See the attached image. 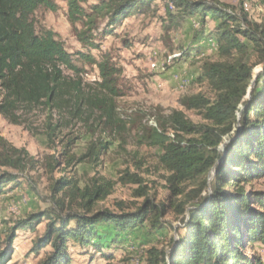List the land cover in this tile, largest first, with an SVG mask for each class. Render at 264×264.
I'll return each instance as SVG.
<instances>
[{
	"label": "trees",
	"instance_id": "obj_1",
	"mask_svg": "<svg viewBox=\"0 0 264 264\" xmlns=\"http://www.w3.org/2000/svg\"><path fill=\"white\" fill-rule=\"evenodd\" d=\"M157 1L169 18L173 8L183 17L199 15L203 22L211 18L216 26L210 39L223 61L205 63L201 68L199 80L209 84L215 99L195 96L184 101L188 110L201 112L205 124L194 125L182 113H173L161 130L145 132L150 146L161 151L160 164L169 174L167 184L173 196L182 193L180 185L199 183L189 200L177 207L185 214L187 205L193 204L170 256L153 249L149 264H262V259L246 254V250L256 245L264 249V191H247L245 186L264 179V71L255 82L253 69L258 65H250L246 59L251 43L264 60V20L261 24L241 20L209 0H101L97 4L68 0L67 19L82 48L99 51L102 40L115 36L130 17L153 12ZM41 10L56 13L58 6L52 0H0V116L18 124L21 109L29 112L45 107L53 113H67L74 120H91L98 114V125L118 133L125 123L116 105L121 70L107 55L98 60L81 52L70 54L55 32L38 29L36 15ZM76 60L96 67L100 82L87 87ZM241 108L242 120L238 122ZM237 123L240 133L235 132ZM56 129H50L51 137ZM227 139L230 143L223 155L220 149ZM0 142L6 149L5 142ZM108 146L92 143L78 162L98 163ZM27 158L26 152L11 148L0 155V167L24 169ZM74 160H56V165L67 169ZM213 170L217 173L212 193L203 194ZM125 177L127 183H143L137 176ZM17 181L18 177L10 173L0 176V195ZM71 186L75 187L70 190L74 195L71 206L58 200L55 208L34 214L11 229L9 249L0 251V264L10 262L17 230L34 232L43 221L47 222L45 233L31 250L39 254L51 248L42 264H69L71 244L92 248L107 257L106 251L120 245L123 236L143 229L147 222L153 227L162 224L165 206H157L150 199L135 212L96 211V205L111 194L112 185L105 180L80 190L72 180L62 178L56 182L55 191H67ZM147 195L141 186L138 196ZM74 204L77 209H73Z\"/></svg>",
	"mask_w": 264,
	"mask_h": 264
},
{
	"label": "rangeland",
	"instance_id": "obj_2",
	"mask_svg": "<svg viewBox=\"0 0 264 264\" xmlns=\"http://www.w3.org/2000/svg\"><path fill=\"white\" fill-rule=\"evenodd\" d=\"M52 1L58 6V11L41 10L36 15L38 29L55 32L70 54L81 52L98 60L106 55L110 57L121 70L118 77L120 97L116 99V105L119 117L126 124L113 134L105 125H98V114L91 120H74L67 113H53L45 107L29 112L21 109L17 114L18 124L0 116V140L7 146L3 149L0 142V155L5 151L10 152L11 148L28 154L27 167L24 169L0 167V176L10 173L18 177L17 184L7 185L0 195V251L9 249L8 238L17 223L55 208L58 200L71 206L70 199L74 195L70 190L75 187L71 186L60 193L55 191L56 182L65 178L72 180L80 190L93 186L95 182L102 183L103 180L112 185L111 194L96 205V211L135 212L147 199L157 206L164 205L166 210L160 227H153L151 222L145 223L143 229L123 236L120 245L106 251L107 257L92 248L71 244L69 264H149V252L153 249L164 251L169 257L193 204L187 205L185 214H180L177 207L189 200V195L199 183L180 185L182 193L173 196L167 184L169 174L160 164L161 151L150 146L145 139V132L150 128L161 130L173 113H182L194 125L205 124L201 112L188 110L184 101L195 96L215 99L209 84L199 78L203 64L223 61L210 39L216 24L209 17L205 22L199 15L183 17L174 8L173 17L169 18L161 1H157L158 7L153 12L130 17L117 29L115 36L102 40L99 51L85 50L78 43L68 22V0ZM100 1L87 0L88 4ZM209 1L218 2L241 20L246 18L248 22L256 24L264 20V0ZM245 2L248 11L244 10ZM249 46L246 62L258 65L253 69L256 82L264 71V60L253 44L249 43ZM77 65L82 69L81 76L87 87H94L100 82L96 67L81 61H77ZM246 100H250V97ZM243 110L241 108L237 114L238 122L242 120ZM54 127L58 129L51 137L50 129ZM240 131V123H237L235 132ZM169 133L173 135L172 131ZM94 142L108 143L107 152L98 163L87 160L79 163L78 159ZM229 143L227 139L221 147L223 155ZM69 158H75L71 167H57L56 160L65 163ZM216 173V170L210 173L208 187L203 194L212 193ZM127 174L137 176L142 180V185L125 182ZM141 186L147 189L146 197L138 196ZM245 188L253 192L264 191V179L247 183ZM77 208L74 204L73 209ZM46 225L47 222L43 221L36 225L34 232L30 229L16 231L8 264L43 263L51 248L39 254L31 250L34 242L43 237ZM100 230L105 232L104 228L100 227ZM246 254L256 255L264 264V249L259 245L249 247Z\"/></svg>",
	"mask_w": 264,
	"mask_h": 264
},
{
	"label": "built area",
	"instance_id": "obj_3",
	"mask_svg": "<svg viewBox=\"0 0 264 264\" xmlns=\"http://www.w3.org/2000/svg\"><path fill=\"white\" fill-rule=\"evenodd\" d=\"M244 10H245V11H248V4H247L246 2L244 3ZM230 14H231V15H235V14H233L232 12H230ZM242 27H243V25H242ZM153 68H155V66H153ZM155 127H156V126H155ZM170 137H171V138H174V135H170Z\"/></svg>",
	"mask_w": 264,
	"mask_h": 264
},
{
	"label": "water",
	"instance_id": "obj_4",
	"mask_svg": "<svg viewBox=\"0 0 264 264\" xmlns=\"http://www.w3.org/2000/svg\"><path fill=\"white\" fill-rule=\"evenodd\" d=\"M249 96H250V94H249Z\"/></svg>",
	"mask_w": 264,
	"mask_h": 264
}]
</instances>
